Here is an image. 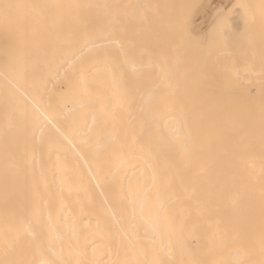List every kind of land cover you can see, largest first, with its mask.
I'll return each mask as SVG.
<instances>
[{
    "label": "bare ground",
    "instance_id": "bare-ground-1",
    "mask_svg": "<svg viewBox=\"0 0 264 264\" xmlns=\"http://www.w3.org/2000/svg\"><path fill=\"white\" fill-rule=\"evenodd\" d=\"M172 1L0 0V264H264V0Z\"/></svg>",
    "mask_w": 264,
    "mask_h": 264
},
{
    "label": "rangeland",
    "instance_id": "rangeland-1",
    "mask_svg": "<svg viewBox=\"0 0 264 264\" xmlns=\"http://www.w3.org/2000/svg\"><path fill=\"white\" fill-rule=\"evenodd\" d=\"M165 1H166V0H165ZM168 1H170V0H168ZM173 1H174V0H173ZM173 1H172V2H173ZM178 1H180V0H178ZM178 1H177V2H178ZM187 1H189V0H187ZM187 1H184V3H186ZM194 1H195V0H194ZM197 1H198L199 3H198ZM197 1L195 2L196 4H194V3L190 0V4H188L189 2H187L188 5H187V4H186V5H187V6H189V5L192 6V7H188V8H191L190 10H193L192 8H193L194 6H198V5H200V3H201V5H200L198 8L196 7L197 9L194 7V10H195V9H196V11L202 10L203 12H205V11L208 10V8L210 7V4L212 3L213 0H197ZM163 2H164V1H163ZM177 2H175V5H176V6H174V7L178 10V8H177L178 6H177V4H176ZM191 2H192V3H191ZM222 2H223V1H222ZM168 3H169V2H168ZM184 3H183V4H184ZM163 4H165V3H163ZM230 4H232V5H230ZM168 5H170V6L172 5V8H174V7H173V4H168ZM181 5H182V4H181ZM181 5H180V6H181ZM227 5H230V6L232 7V10H231V7L228 8L229 11H227V14L225 15L224 18H225L227 21L230 22V25H229V23H228L227 21H222V22H223V23L221 24L222 27L219 25L221 28H219V26H216L217 28H216V29H213V30H216L217 33H219V34H216V32L213 31V37H214V33L216 34L215 37L213 38V40H214L215 38H217L218 35H219V37L222 38V39L220 38L219 40H222V44H223V42L225 43V44H223V45H225L226 47H231V46L233 47V46H234L235 44H237V43L240 44L241 40H240V41H239V40L237 41V39H240V38L238 37V35H239L238 33H240V32L243 33L245 29H244V26L242 25V24H243V19H242L241 17H239V16H241V15L239 14V10H240V7H239V6H240V5H239V4L237 5V4L233 3V2L230 3V0H229V1H228V0H224V2L222 3V6H220V7H223V6L226 7ZM233 5H234V6H233ZM170 6H169V11H171V10H170V9H171ZM187 6L185 7V9L187 8ZM174 10H175V9H174ZM174 10L172 9V11H174ZM180 10H181V9H180ZM175 11H176V10H175ZM181 11H182V10H181ZM185 11H186V10H185ZM182 13H183V12H182ZM186 13L189 14V12H186ZM186 13H183V14L186 15ZM218 15H219V14H218ZM218 15H217L215 18H217ZM181 17H182V16H181ZM183 17H184V16H183ZM185 17H186L188 20L190 19V18H189V15H188V16L186 15ZM183 19H184V20H183ZM183 19H182V21L184 22V21H185V18H183ZM187 19H186V22H185V23L182 22V24H181V21H179V22H180V24H179V25H180V26H179L180 29H182V28H181V27H183L182 25L186 26L185 28H188V27H187V24H186L187 21H188ZM225 19H224V20H225ZM231 21H232V22H231ZM224 23H225V24H224ZM226 23H228L229 27H227L228 25H227ZM225 25H226V28H225ZM242 27H243V28H242ZM185 28H183V29L185 30ZM214 28H215V27H214ZM227 28H228L229 30H228ZM183 29H182V31L180 30L182 33H184V32H183ZM217 29H218V30H217ZM243 29H244V30H243ZM186 30H187V29H186ZM241 30H242L243 32H242ZM227 31H228V32H227ZM185 32H186V31H185ZM230 32H231V33L234 32V33L231 34ZM245 32H246V31H245ZM245 32H244L243 34H245ZM229 33H230V34H229ZM247 33H248V32H246L245 37H246ZM225 34H226V37H225ZM223 35H224V36H223ZM240 35H241V34H240ZM240 35H239V36H240ZM216 36H217V37H216ZM232 36H233L234 38H231V39H230V37H232ZM235 36H236V38H237V37H238V38H237L236 40H233V39H235ZM242 36H243V35L240 36L241 39L244 38V36H243V38H242ZM219 37H218V38H219ZM247 37H248V36H247ZM224 38H225V39H224ZM215 40H216V39H215ZM225 40H227V41H225ZM230 40H231V41H230ZM232 42H233V43H232ZM219 43H220V42H219ZM213 44H214V42H213ZM215 44H216V43H215ZM220 44H221V43H220ZM231 44H232V45H231ZM262 68H263V70H264V66H263Z\"/></svg>",
    "mask_w": 264,
    "mask_h": 264
}]
</instances>
